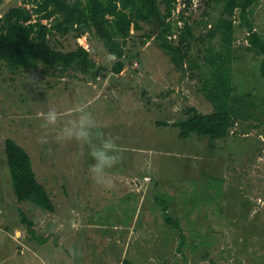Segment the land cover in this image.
Returning <instances> with one entry per match:
<instances>
[{
    "label": "rangeland",
    "instance_id": "1",
    "mask_svg": "<svg viewBox=\"0 0 264 264\" xmlns=\"http://www.w3.org/2000/svg\"><path fill=\"white\" fill-rule=\"evenodd\" d=\"M160 1L164 10L166 0ZM18 6L22 0L0 1V17ZM174 6L168 21L183 17L195 28L181 71L154 35L147 38L154 28L145 23L131 30L119 75L113 72L118 59L95 34L53 40L63 51L86 48L96 63L90 75L42 64L14 72L0 61V264H264V113L258 121H239L224 140L179 138L173 125L187 118L188 108L213 111L202 92L203 58L219 41L200 39L208 30L199 25L205 14L217 15L207 0ZM252 10L255 30L264 36V0ZM234 35L233 94L263 99V57L248 51V33L238 21ZM172 40L178 44V35ZM80 106L119 146L109 188L93 182L86 148L75 139L57 142L62 122L41 127V113ZM8 139L30 154L54 212L17 200ZM161 197L186 237L182 252L179 231L164 224ZM20 212L33 223V237Z\"/></svg>",
    "mask_w": 264,
    "mask_h": 264
},
{
    "label": "trees",
    "instance_id": "2",
    "mask_svg": "<svg viewBox=\"0 0 264 264\" xmlns=\"http://www.w3.org/2000/svg\"><path fill=\"white\" fill-rule=\"evenodd\" d=\"M22 1L23 6L11 8L0 17V61L14 72L27 71L42 64L50 69H59L64 74L73 71L90 75L96 69V63L86 48L77 45L75 49L63 51L53 44L56 36L66 37L74 33L76 39L95 34L107 53L118 59L113 72L119 75L124 70L126 42L133 28H141L140 23L154 28L155 34H149L147 38L151 39L154 35L160 48L167 53L176 69L181 71L184 70L195 38L194 24L188 20L181 17L174 24L168 21L176 0H166L164 10L160 0ZM260 1L207 0V7L216 10L217 15L213 16L210 12L205 14L206 19L199 25L208 30L206 36L200 39L212 41L218 38L219 42L218 48L210 47L203 58L204 68L208 72L202 92L213 106V111L203 114L194 107L188 108L187 118L173 125L179 130L180 139L196 136L211 141L224 140L239 121H258V114L264 113V98L259 99L250 93L235 95L232 85L236 21L248 33V51L263 57L260 74L264 81V36L255 30L251 17L252 7ZM180 21L183 26L179 27ZM175 35H178V44L172 40ZM255 127L258 128V125ZM5 154L17 200L54 212L53 201L46 187L38 181L28 151L8 139ZM157 202L161 206L165 226H172L179 231L177 249L182 252L187 241L180 223L168 214L169 203L166 199L161 197ZM20 217L33 237V223L23 212H20Z\"/></svg>",
    "mask_w": 264,
    "mask_h": 264
},
{
    "label": "clouds",
    "instance_id": "3",
    "mask_svg": "<svg viewBox=\"0 0 264 264\" xmlns=\"http://www.w3.org/2000/svg\"><path fill=\"white\" fill-rule=\"evenodd\" d=\"M41 127L54 128L59 122L62 126L57 130L56 140L75 139L87 149L89 157L88 172L93 182L104 188L112 185L109 170L120 160V149L115 139L103 137L98 132L96 121L91 112L84 106L69 108L59 113L55 109L41 113Z\"/></svg>",
    "mask_w": 264,
    "mask_h": 264
},
{
    "label": "crops",
    "instance_id": "4",
    "mask_svg": "<svg viewBox=\"0 0 264 264\" xmlns=\"http://www.w3.org/2000/svg\"><path fill=\"white\" fill-rule=\"evenodd\" d=\"M100 94V93H99ZM2 249V248H1Z\"/></svg>",
    "mask_w": 264,
    "mask_h": 264
}]
</instances>
